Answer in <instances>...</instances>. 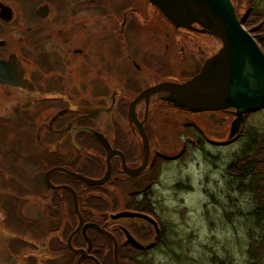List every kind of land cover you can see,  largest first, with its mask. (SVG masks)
Instances as JSON below:
<instances>
[{
    "label": "rangeland",
    "instance_id": "rangeland-1",
    "mask_svg": "<svg viewBox=\"0 0 264 264\" xmlns=\"http://www.w3.org/2000/svg\"><path fill=\"white\" fill-rule=\"evenodd\" d=\"M8 1L5 0L13 6L15 18L19 15L17 1L22 0ZM122 2L125 8L134 4V0L117 1V3ZM231 2L240 18L246 17V12L250 11V5L253 4V0H231ZM256 2L257 10L264 13V0H256ZM138 4L141 5L137 15L139 24L130 25L128 38L125 41L120 40V35L116 33L123 16H116L112 7L106 15L107 28L102 29L101 32L100 28L97 29L98 34H107L102 43L98 42L105 50L103 57L108 60L106 70H101L104 74L102 84L107 86L102 93L103 97L97 96L95 88L92 91L79 92L78 87L75 88L76 79L69 77L73 66H61L58 61L55 62L56 58L52 64L55 68L53 69L57 70L53 71V74L60 75L64 85H60L59 93H42L40 80L43 73L35 64L36 51L26 55L30 47L38 49V33L32 35L34 41L30 46L25 42L26 35L22 33L24 26L19 23L22 18L16 20L13 18L11 32L2 26L0 37L9 39L11 50L18 52L24 61L32 60L30 69L33 86L27 91L0 87V117H2L0 118V264L17 263L11 262L7 252L9 238L22 233H27L26 235L30 237L34 235L31 228L26 227L28 224L25 222L26 212L30 215L29 218L35 217L34 211L38 210V215L41 214L38 206L41 202L40 196L44 194L48 197L51 193L49 188L42 189L38 184L41 180L38 174H42L41 171L47 168L45 164L47 159H39V156L49 157L52 151H56L55 154L58 152L68 156L78 155V151L71 149L70 146L75 122L88 112L94 114L97 106L104 102L111 109L113 101L111 91L117 89L120 91L119 110L122 113L120 114L117 106L111 111L101 108L96 112L99 119L93 120L98 126L100 122L103 124L102 134L109 148L114 147L115 138L117 140L129 137L138 143V151L143 157L140 133L134 123L124 116L128 103L146 86L164 80L182 82L189 79L201 68L207 58L222 47L219 36L201 30L200 24L194 23V28L191 30L186 27H176L150 0H140ZM263 20L264 17L256 16L255 8L244 21L248 25L243 24L252 36H257L255 39L258 41L261 36L258 28L263 24ZM49 24H45L44 29L53 30L54 26ZM132 29L135 33H132ZM259 44L263 47L261 42ZM41 49V52L44 49L52 52V45H44V47L42 45ZM130 53L133 57L129 55ZM80 58L78 56V59ZM131 58L136 59L140 67L134 66ZM91 70L95 74V65ZM105 94H108V97ZM44 96L45 99H49L43 104ZM169 96V93L159 92L149 106L152 127L151 157L155 160L153 164L155 174L159 173L156 183L151 187L150 195L158 217L168 231L169 243L167 246L163 243L158 245L150 256L136 260L135 264H216V257L226 258L235 264H246L250 259L249 249L253 242L251 234L258 237L262 231L252 215L257 197L255 193L253 195L251 191L242 189L241 183L239 185V182L230 175L228 166L241 152L250 127H256L264 132V105L245 113L240 128L233 136L232 127L237 118L234 108L219 111H190L174 104L169 100ZM65 108L66 111L62 112L63 115L53 124V131H48L47 127L51 125L53 116ZM146 109L145 102L138 105L137 113L140 117L145 116ZM71 123L72 128L67 129ZM187 125L190 130H187ZM194 126L198 127L200 140L202 139L200 142L195 131L192 130ZM80 139L92 140L86 136ZM56 142H60V145L55 144ZM90 142L97 145L95 141ZM45 144L47 146L43 147ZM95 148L100 154L102 153V156L98 152H92L95 156L91 159L92 165L100 170L96 173L92 170L94 173L92 175L96 174V176L91 178L99 177L106 171V152H102L100 147ZM81 154L83 159H86L89 152L83 150ZM161 159L158 166V161ZM114 160V164L121 167L118 164L119 160L117 158ZM101 164H103L102 168L99 167ZM113 173L125 177V174L116 167ZM135 183L139 181L116 182L111 178L104 185L111 193V197L108 194L106 199L103 197L105 201L100 202V211L118 212L127 207L130 202L131 187L133 188ZM81 191L83 193L81 198H87V188L81 187ZM260 193L264 195V188ZM135 196L141 197L140 194L132 193L131 197ZM67 198L72 201L71 197L67 196ZM9 202L14 204L13 215L6 218ZM83 203L80 204L82 207L85 205ZM61 216V219H65L67 223V207L63 206ZM101 218L94 212V219L100 221ZM107 219L110 223L113 222L109 215ZM122 221L123 219H119L116 223ZM64 224L61 223V230ZM70 228L73 229L71 226ZM262 250L264 253V247ZM48 255L47 248L39 250L37 260L40 264L42 262L46 264L49 262ZM66 260L65 256H61L59 264H66ZM133 262L134 260H131V264Z\"/></svg>",
    "mask_w": 264,
    "mask_h": 264
},
{
    "label": "flooded vegetation",
    "instance_id": "flooded-vegetation-1",
    "mask_svg": "<svg viewBox=\"0 0 264 264\" xmlns=\"http://www.w3.org/2000/svg\"><path fill=\"white\" fill-rule=\"evenodd\" d=\"M11 1L14 0H9L8 2ZM114 1L115 0H22L21 2L17 1L19 15L14 18L15 14L13 6L9 3H6L5 0H0V30H3V26L11 32V23L13 22V18L15 20L18 18H22L23 20L20 19L21 22L19 20V23L20 25L23 24L24 26L22 33L23 35H26V43H29V45L31 46V42L34 41L32 35L38 33V49H35L33 46H29L30 49L26 53V55H30L31 53H34L36 51L37 63L35 64L43 73L40 80V90L42 91V93H59L60 85H64V81L61 76L53 74V71L57 70H54L55 68L52 64L54 63V58H56L57 60H55V62L58 61L61 66H73V69H71L70 71L71 75L69 77L70 79L72 77L76 79L75 81L77 82L75 84V88L77 89L78 87L79 92L83 93L86 90L92 91V89L95 88V92H97V96L99 97L104 95L102 93L105 92L104 90H106L107 88L106 85L102 84L104 74L101 72V70H106L105 67H107L108 65V60L105 56L103 57V53L105 52V50L100 46V43H98H102L106 39L107 34H98L97 29L100 28L101 32L102 29L105 30L107 28L106 20H108V18L106 17V15L108 14L110 7L113 8V12H115L116 16H123V20H121V25L118 28V32H116L118 35H120V40L125 41L128 38L127 33L130 25L135 26L139 24L137 15L139 14V7H141V5L138 4L140 0H134V4H132V6L128 8L124 7L123 2L117 3V0L114 3ZM48 23H50L49 25L54 26L53 30L44 29V25ZM202 29L203 28H201V30ZM4 31L6 32L5 34H7V31ZM131 31L132 33H135V30L132 29ZM206 32L208 34L210 33L208 31ZM42 45L43 47L44 45H52V52L45 51V49L43 52H41ZM13 55H16V60L20 63L19 65L23 70L22 81L26 79L27 86L25 87L22 85L18 86L11 83H4L0 79V87L27 91L30 86H33V78L31 75L32 71L30 69L32 60L27 59V61H24L18 52H14L11 50L9 39L0 37V59L7 63L6 66H8V64L10 63ZM129 55L133 57L131 53ZM78 56H80L81 58L78 59ZM131 60L133 61L134 66L140 67L136 59L131 58ZM203 64L201 65V68ZM93 65H95V74H93V71L91 70V68H93ZM201 68H199V70L195 74H197L201 70ZM44 76H46V78H44ZM164 81L179 82L175 80ZM154 85L146 86L138 93V95L141 94L142 91L146 88ZM158 93L151 94L148 100L145 97L142 98L136 105L137 118L142 122L150 144V158L146 168L138 175L132 176L128 174L124 169L122 156L119 154H115L112 157V173L110 179L113 178V180H115L116 182L118 180L139 181V183H135L136 185H134L133 188L131 187L132 192H130L129 194L130 202L128 206L119 211L128 210L144 213L152 217L157 222L159 231L157 226H155L154 223H152L149 219L139 216L119 218L123 219V221L120 223H116V221H118L119 219H113L111 217V214L116 213L117 211L110 213L108 211H99L96 212V214H99L102 217L100 221L94 218L90 219L85 213L88 211L92 212V210L87 208L85 205L84 207L80 205L85 201L86 198H81L82 201L80 203L79 193L74 186L75 184H77L75 180L78 179L63 170L64 168L66 170L75 171L84 176H87L83 173L85 172V170L81 168H90V170H93V162L91 161V159L95 156L92 155V152H98L96 151L95 147H100L102 152H106V171L107 156L109 151L113 149L119 150L124 154L126 164L130 169L137 170V168L142 165L145 158V150L141 134L140 136L142 138L143 157H141L138 151V143L129 137L127 139L122 138L117 140L115 138L113 143L114 147L109 148L107 140L102 134L103 124L100 122V129L97 125V122L93 120L94 118L99 119V116L98 114H96V112L101 108H106V110L111 111L115 106H117L120 114L122 113L119 110V106L121 104L120 91L115 89L111 91V98L113 100L110 106L111 109H109V107L106 105V102H104V104L97 106L98 108L96 107L97 109L94 114L88 112L82 115V117L75 122V128H73V131L71 133L72 138L70 140V146L71 149L78 151V155L68 156V154H58V152L57 154H55L56 151H52V153H49V157L45 155L39 156V159H47V162L45 163L47 164V168L45 171H41L42 174H38L41 177V180L38 184L39 186H42V189L44 187L49 188L51 193H49L48 197H45L44 194L40 196L41 202L38 203V206L41 214L39 213L38 215L37 210L34 211L35 217L29 218L30 215L26 212L27 218L25 222H28L26 227L31 228L34 235L30 237L26 235L27 233H22L21 235L10 236L7 252L10 256L11 262H17L16 264H40L37 260L38 251L47 248V254H49V257L47 259L49 260V262L46 264H59L61 256H65L67 258L66 264H78V260L82 256L81 250L84 251V254L81 257L82 264H99L96 260H98L101 264H104V262L107 264H131V260H134L132 264H135L136 260L144 257L147 258L148 256H150V254L156 247H158V245L163 243L165 244V246H167V243H169L168 231L165 225L162 223L161 219L158 217L155 205L150 195L151 187L156 182L153 181L155 173L153 164L155 160H153V158L151 157L152 127L150 122L151 110L149 106L150 102ZM105 95L108 97V94ZM137 96L133 97L131 101H133ZM46 99L45 96L42 97L43 104ZM131 101L128 103V109L126 110L125 108L124 116H127V118H129L134 123L140 133L139 127L129 113V106ZM141 102H145L147 107L144 117H140L137 113V107ZM89 110L91 111L92 108H89ZM65 111L66 108L63 109V111L59 110L56 116H53L51 125H48L47 127L48 131H53V124H55V122L60 119L59 117L63 115ZM69 126L70 127H67V129L72 128V123L69 124ZM89 129H93L94 131H96L98 133V136L93 134ZM187 130H190L188 128V125ZM192 130H194L197 135H200V133H198L197 131L198 127L194 126ZM82 136H86L92 140L88 141L85 139H80V137ZM198 138L200 139L199 136ZM90 141H95L97 145H93ZM55 144L60 145V142H56ZM46 146L47 145L45 144V146L43 147ZM83 150L89 152V155L86 156V159H83V156L81 154ZM48 151L50 152V150ZM115 158L119 160V162L118 160L117 162L121 165V167L114 164ZM102 167L103 164L101 168ZM115 167L118 171L124 173L125 177H121L119 174H114L113 171ZM96 169L99 170L98 167H96ZM105 173L95 178H101L105 175ZM47 175H49L48 179L52 185H69L77 192L78 205L81 216L83 218V224L78 232H76L72 237L71 235L73 231H75L80 224V217L75 209L72 192L67 188H57L51 186L47 182ZM109 180L107 181V183L109 182ZM78 185L79 187H82V185ZM84 187L87 188V186ZM59 191H61V193ZM132 193L140 194L141 197H131ZM90 194L91 190L87 192V198ZM67 196L69 198H72L71 203L69 202ZM81 197H83L82 192ZM8 204L9 206L8 208H6V218L10 217V215L12 217L13 215L12 209L14 208V204L11 202H9ZM83 204H85V202ZM63 206L67 207V223L65 219H61V209H63ZM108 215L112 218L113 222H109V220L107 219ZM62 222L65 223L63 230H61ZM70 226L74 228L71 229ZM69 228L70 231L68 232ZM19 260H21V262ZM42 264L45 263L42 262Z\"/></svg>",
    "mask_w": 264,
    "mask_h": 264
},
{
    "label": "water",
    "instance_id": "water-1",
    "mask_svg": "<svg viewBox=\"0 0 264 264\" xmlns=\"http://www.w3.org/2000/svg\"><path fill=\"white\" fill-rule=\"evenodd\" d=\"M150 1L176 27L193 29L194 23L200 24L203 31L212 32L219 36L222 41V47L218 52L206 59L197 74L185 82H160L146 88L131 101L129 113L139 127L145 150L144 161L137 170L130 169L126 164L124 154L116 149L109 151L107 171L101 178L87 177L63 168L70 175L91 186L107 183L112 173V157L115 154L122 156L124 169L132 176L138 175L146 168L150 158V144L144 126L136 115V105L144 97L148 100L151 94L168 92L170 101L190 111H219L234 108L237 118L232 127L233 136L240 128L245 113L264 105V51L255 37L244 27L231 0ZM6 64L0 59V79L4 83L26 87L27 80L22 81L23 70L19 65L20 63L16 60V55L12 56L8 66ZM89 130L98 136L96 131L93 129ZM48 177L49 175H47V182L51 186L67 188L72 192L75 209L80 217V224L73 231L72 237L83 224L77 192L69 185H52ZM135 216L149 219L157 226L159 231L157 222L144 213L123 210L111 214L113 219ZM81 252L83 256L84 251L81 250ZM81 257L78 260V264H82ZM96 261L101 264L98 260Z\"/></svg>",
    "mask_w": 264,
    "mask_h": 264
},
{
    "label": "trees",
    "instance_id": "trees-1",
    "mask_svg": "<svg viewBox=\"0 0 264 264\" xmlns=\"http://www.w3.org/2000/svg\"><path fill=\"white\" fill-rule=\"evenodd\" d=\"M256 3H257L256 0H253L252 6L250 5V11L246 12L245 18L239 17L243 24L248 25L244 21L246 18H249L251 12H253L255 8H256V16L261 18L264 17V13L259 12L257 10L258 5ZM262 23L263 24H261V26L258 28L261 31L260 41L258 40L257 41L259 43L261 42L263 45V47L262 46L261 47L264 48V20ZM254 37L257 39L256 35H254ZM262 132L258 130L256 127H250L249 132L247 133V141L245 142L241 152L236 155V158L233 161H231L228 166V171L230 175L239 182V185L241 183L242 189L245 191H251L253 195L255 193L257 197L256 200L257 204L254 210L252 211V215L255 218L256 222L258 223L259 227L262 229V231L258 235V237L257 236L254 237L253 233L251 234V236L253 237L252 238L253 242H252V246L249 249L250 259L246 264H264V253L262 250V248L264 247V195L260 193V191L264 188V185L261 184L264 183V132L263 133ZM195 134L196 137L199 136L197 135V133ZM201 140L199 139V142ZM161 161L162 159L158 161V166ZM81 169L85 170V172L83 173L89 177L96 176V174L92 175L97 172L96 167L95 169H93L94 173H92V170H90V168L85 169L82 167ZM158 175L159 173L158 174L154 173V177H153L154 182L158 179ZM75 181L77 184H75L74 186L79 193L80 196L79 200H81L82 191L80 188L81 186L79 187L78 184L82 185V187L87 186V192L91 190V193H94V195L90 194L89 197L86 198L84 201L85 205L92 210V212L88 211L85 214H87V216L90 219H93L94 212L100 211L99 209L100 202L101 201L104 202L105 201L104 198L106 199L108 195L111 197L110 195L111 193L105 189L104 187L105 184L99 186H91L84 184L78 180ZM69 202L71 203V201ZM102 211H108V210H102ZM104 264L107 263L104 262ZM216 264H235V263L226 258L216 257Z\"/></svg>",
    "mask_w": 264,
    "mask_h": 264
}]
</instances>
